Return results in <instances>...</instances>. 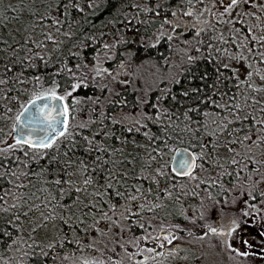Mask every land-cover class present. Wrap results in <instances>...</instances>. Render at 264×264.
I'll return each mask as SVG.
<instances>
[{
	"label": "trees",
	"instance_id": "trees-1",
	"mask_svg": "<svg viewBox=\"0 0 264 264\" xmlns=\"http://www.w3.org/2000/svg\"><path fill=\"white\" fill-rule=\"evenodd\" d=\"M140 1L53 0L51 3L54 11H48L49 0H30L28 3L22 0L20 6L10 5L9 0L6 4L0 2V28H8L10 24L17 34H14L17 36L15 42L5 43L2 48L0 97L3 99H0V112L5 108L11 109L12 105L17 107L15 110L20 111L30 98L53 91L68 97V105L76 108L74 114H77L72 123L70 120L66 132L50 147L37 149L17 143L13 144L20 149V151L16 150L17 155L10 151V155L0 156V171H2L0 194L9 196L11 203L9 205L12 206L3 210L4 212L11 210L9 213L0 211V250L7 239L17 234V231L28 233L26 238L35 237L34 233L48 226L47 222L52 221L48 226L51 227L54 219H57L58 228L54 232L56 234L61 232L66 237L64 245L61 242L57 245V250L60 252L57 259L62 257L64 248L75 247L83 251L85 248L79 245L83 244L79 238L91 239L102 232H108L103 225L110 223L111 215L114 217L126 203L131 209H126L124 214L135 216L134 220L131 218L129 220L131 222L127 227L129 236H133L132 232L139 236L146 231L147 226H150L153 228L152 232H145L149 241L153 242L155 235L159 234L163 238L168 237V234L159 233L158 227L155 228L150 223L151 219L156 220L157 215L160 214L154 208L160 200L157 196L162 195L157 193L158 188L160 189L157 185L164 187L170 180L167 174L175 175L168 157L176 147L182 145L192 149L197 147L176 140L174 133L181 128L184 121L199 120V117L206 116L208 111L214 113L222 111L218 114L223 116L227 113L234 114V110L229 99H223L221 103L219 101V108L205 107L204 93L192 90V87H201V84L206 83V81L202 82L203 79L208 78H211L216 85L219 83L216 82L215 77L208 76L210 72L208 62L196 61L194 58V61H188V67L184 65L182 78L178 83H173L176 79L166 78L163 87L156 88L152 93L148 104L153 105L152 113H158L157 118H160L161 113V121L146 116L140 117L136 120L132 132L127 131L125 121L114 122L113 114L118 107L131 105L132 101H137L134 100L130 80H126L130 73L129 65L137 62L138 59L157 62L156 58L162 60L165 57L163 40L166 36L159 43L153 40L163 34L164 28L168 26V19H172L173 16L174 21L180 26L179 30L190 38L198 37L200 45L207 36L206 32L209 31V28H204L202 16L189 12L186 4L179 5L180 0H147L157 12L164 10L160 13L162 22L155 28L158 35L155 39H147L145 34H150L149 30H152V27L147 24L143 26L147 23L143 20L148 16L147 12L143 11ZM198 1L200 6L208 2V0ZM191 2L192 0L189 1ZM18 9L21 13L42 14L40 18L38 17L36 28L14 21V13ZM173 11L176 13L173 14ZM8 14L11 16L10 22L5 21ZM102 30L104 35L93 40L92 47L83 45L67 56V67L62 68V57L52 59L50 48H53L54 54L59 56L66 40L75 37L79 43L91 44L92 35ZM2 32L0 29V36ZM115 35L117 38L122 37L115 41L118 43L117 47L109 42ZM155 43L158 45L156 47L158 51H155ZM205 47L202 46V54ZM7 83L12 89L3 87ZM134 90L143 93L140 88L135 87ZM214 94L220 95L217 92ZM241 121H237L234 127ZM0 130L3 134L6 133L5 128ZM0 136H3L2 139L0 138L2 143L5 135L0 133ZM130 144L138 148L125 150ZM33 150L41 151L42 154L34 157L35 163L27 165L26 156ZM204 150V146L201 145V151ZM137 156L142 159L138 170L132 167ZM6 157L8 160L2 161ZM27 178L34 183L31 192V195L35 196L34 201L28 194L31 188L25 187L24 180ZM7 182L9 184L12 182L10 186L14 187V191L8 193V187H4ZM85 196L88 197L87 200H84ZM75 201H81V205L79 203L75 209L78 218L73 220L74 231H72L70 225L65 226L66 218L63 216L66 214L65 206L68 203H77ZM95 213L100 216H95L97 215ZM142 216H144L143 222ZM169 220L171 223L175 221L171 217ZM14 223L17 224L16 227ZM142 223L145 225L143 226ZM27 228L30 230H26ZM47 230L50 231V228ZM68 238H75L76 242ZM106 241L112 239L106 238ZM107 246L109 245L97 249L96 252L98 257L103 255L105 261L92 257L86 261L96 264H108V262L118 264L115 253H110ZM42 247L45 245L41 244L37 248ZM55 247L56 245L54 253ZM50 249L48 251L52 252V247ZM156 250L158 248L150 247L143 253L138 247H132L123 263L159 264V257L166 255L165 247ZM49 252L47 256H43L41 254L43 252L35 253L36 257L33 255L30 263L55 264L57 260L54 258V253L51 255ZM144 256L146 259H141ZM201 258L198 257L194 263Z\"/></svg>",
	"mask_w": 264,
	"mask_h": 264
},
{
	"label": "rangeland",
	"instance_id": "rangeland-1",
	"mask_svg": "<svg viewBox=\"0 0 264 264\" xmlns=\"http://www.w3.org/2000/svg\"><path fill=\"white\" fill-rule=\"evenodd\" d=\"M25 1L28 3L30 0H25ZM51 1L53 0H49L48 11L55 10ZM189 1L191 0H180L179 5L186 4V9L189 10V12H194L202 16L204 28L205 29L209 28V31L206 32L207 36L204 38V40L201 42L200 45L198 43V37L190 38L189 35H185L182 31L179 30L180 26L178 25L177 22L174 21L172 16V19H168L169 20L168 23L165 22L167 23L168 26L165 27L163 31L164 34L163 37L166 36L163 40V44L165 46V51H166L165 57H163L162 60L156 58L157 62L148 59L146 60L138 59L137 62L129 65L130 73L127 80H130V83L133 87L132 91H133L134 100L137 99V101L136 103H134L135 101H133L131 105L118 107L113 114L114 122H119V120L126 122L125 124L128 132L129 131L132 132L135 129L136 120L139 119L140 117L146 116L147 118L148 117L155 118L156 120L161 121L162 119L161 113H160V118H157L158 113L157 114L152 113L153 105L148 104L152 93L156 91V88L163 87V82L165 81L166 78L169 80L177 79L175 76L179 74V71L183 69L184 65L188 67V61L189 62H191L192 60L194 61V58L197 61L199 59V56L202 54V46L210 45L209 52L211 54H213L215 50V52L217 54H220L221 58L225 60V64L227 66L236 69L238 71L237 74L240 77L239 79L246 82L247 83L246 85H250L256 88L255 89L256 92L254 94H248V93L241 94V97L244 98L246 101V103L244 101L243 103H241L242 109L245 106L251 108L253 111L259 110L261 108H263L264 111V71L262 72L261 75H258L255 78H251L252 71L258 68L260 70H264V0H236L227 3V5H225L224 8L219 7L220 0H208V2L205 5H201V6L199 5L200 2L198 0H192L191 3H189ZM0 2L6 4L8 0H2ZM9 2L10 5L20 6L22 0H14L12 2L11 0H9ZM140 3L143 5V9H144L143 11L147 12V16H148V18L143 20L147 22L143 24V26L147 24L152 27V30H149L150 34L148 35L145 34V37L151 40L155 39V37L158 35V33L156 34L157 31H155V28L158 27V25L162 22L160 13L164 10L157 12V9H154V6L152 4H149L147 0H141ZM170 6L174 7L172 5ZM207 10L210 11L209 18L203 15ZM172 13L174 14L176 12L173 11ZM14 15H15L14 21L16 23L28 27L33 26V28H36V26L38 25V17L40 18V15L42 14L41 13L32 14L26 12L21 13L19 12L18 9L17 12L14 13ZM5 21L7 22L11 21V16L9 14L7 15ZM200 24L202 28L201 20H200ZM0 29L3 31L0 36V60H1L2 51H3L2 48L6 45L5 43L13 42L17 36L14 35L16 33L11 28L10 24H8V28H0ZM103 35H104L103 30L96 32L94 35H92L90 41L92 42L98 36H103ZM121 38H117V36L115 35L114 37L111 38V41L109 42L117 47L116 44L118 43H116L115 41ZM2 40H4L5 42H2ZM153 41L155 42V40ZM157 41L159 42V39H157ZM83 45H85L86 47H92L93 42L91 44H86L85 42L79 43L74 37V39L72 40H66L65 45H63L60 49L62 53L59 56L54 54L53 48H50L49 50L51 52L52 59L62 57V68H64L68 66L67 56H69V54L72 51L79 49ZM157 46L158 45L155 43L154 45L155 51H158L156 50ZM104 53L106 54L107 52ZM108 53L110 54V52ZM125 76L127 77V72H125ZM3 87L4 88L10 87L12 89L9 83L3 85ZM135 87H137L138 89L140 88L141 89L140 91H142L143 93L140 94L138 91L134 90ZM44 91L46 92L48 90H44ZM0 99H3V97H0ZM16 108H17L16 106L12 105L11 109L5 108L3 112H0V129L1 128L6 129L5 134H3V132H1L0 130V133L2 135H5L2 142L3 144L0 143V156H3L4 154L10 155L9 154L10 151H12L14 155H17L16 150L20 151V149L16 145H13L16 143L11 142L10 140V137L14 129L13 127L15 125L16 116L19 113L18 110H15ZM70 109L72 114L71 115V123H72L73 118L77 114H74L76 108H73L71 106ZM12 113L14 114L11 116ZM229 115L230 114L227 113L223 116H220L218 113L208 111L206 116L202 118L199 117L200 118L199 120L195 119L190 121L189 120L184 121V123L181 124V128L174 133V137L176 140H181L183 142H186V144L196 145L197 147L196 148L193 147V149L199 155L201 160L202 155L204 156V151L203 152L201 151V145L204 146L203 145L204 134H206L207 132L216 133L217 132L216 129L222 128V126H224L223 123L220 125L221 121H223V118L229 119L230 118ZM241 117H242L241 120H243L244 117H248V116L242 114ZM215 118H219V119L221 118V119L220 121L214 123ZM248 121L249 120L241 121L239 123V126H243V124L245 122L247 123ZM205 128L207 132H205ZM235 129L236 128L233 125H230V128L227 129L225 133L235 132ZM198 136L199 139H197ZM2 137L0 136L1 139ZM137 145L139 146V144ZM137 148L138 147H134L133 144H130L129 148L127 147V149L125 150L128 149L134 150ZM40 154H42L41 151L38 152L36 150H33L32 153H29L26 156V160H25L26 164L28 165L35 163L36 160H34V157H37ZM171 158H172V153L168 157L169 163L171 162ZM7 160L8 158L6 157L2 161L6 162ZM141 163H142V159L138 157L137 159L134 160V165H132V167H135L138 170V167H140ZM199 173L201 174V171ZM167 176L170 178L169 183L167 185H165L164 187L157 185V187H160V189L158 188L157 193L162 195L157 196L160 198V200L156 204V206H154L155 211L160 214L157 215L156 220L151 219L150 221V223H152V225L155 228L161 227L163 229H170L172 223L170 222L169 220L170 217L168 215H172L173 213L182 214L184 215V217L187 216L189 217V214H187V212H184L185 204L186 203L188 204L189 202V191L192 192L194 188V186L192 188V186L189 185L192 183L191 181L192 179L198 178L197 175L192 176L190 179L187 178L180 179L177 178L175 175L169 176L168 174ZM24 183H25V187L31 188V191H29L28 193L31 195L34 186L33 181L27 178L26 180H24ZM10 185H12V182L10 184L9 182H7V184L4 185V187H8V193L9 191H14V187H11ZM163 188L165 189V191H163L164 190ZM3 191L5 192V190ZM8 198L9 196L5 194H0V204L2 205L0 207V211L3 213L11 212V210H8L9 212L3 211L4 209L9 208L11 206L9 205L11 203H9ZM87 198L88 197L85 196L84 200H87ZM30 199H33V201L36 200L35 196H32ZM133 201L134 199L131 200V204ZM80 202L74 204L68 203L65 206L66 214H64L63 216L64 218H66L65 226L70 225L72 231H74L72 227L74 225L73 220L78 218V217L76 218L75 209ZM129 208H130L129 204L126 203L122 206L121 211L117 212L115 215H119V217L121 218L122 216L121 214H124L126 212V209L129 210ZM95 214H97L95 215L97 217L100 216L98 213ZM112 217L113 215H111V218ZM51 222L52 221L47 222L48 226L49 223ZM57 222L59 221L57 219H54V224L51 227L44 226L41 230H39L38 233L36 232L34 233L35 237L31 236L30 238H26L28 233H25V231L23 233L21 232V230L17 231L16 232L17 234H14L12 237H9V239H7L6 241V244L1 246L0 262L2 264H32L30 263V258H32V256L35 253L43 252L41 254L43 256L44 255L47 256V252H49L48 249L52 247V252H49L52 255L54 253L55 245L56 247H55L54 258L55 260H57L55 264H79L82 262H87L86 260L90 259L91 257L96 260L97 259L104 261L106 260V258L102 254L101 257H98V254H96V252H98L97 249H101L105 247L106 243L108 244L109 241H106V238H113L111 232H104V233L102 232L97 236H93L91 239L90 237H81L79 238V241L83 242V244H79V245L85 248L83 251L78 250V248L75 247L64 248L65 251L62 252L63 253L62 257L57 259L58 255L60 254V252L57 250V245H59L60 242L64 245V241L66 239L65 235H62L61 232H59L58 234L54 232L58 228ZM16 226L17 224L15 225V227ZM29 226L32 225L29 224ZM30 228H27L26 230H30ZM48 228H50V231L47 230ZM152 230L153 228L149 227L146 229L145 232L150 233L152 232ZM68 239H70L73 242H76L75 238H68ZM140 239L141 238H139L138 236H129V244H122V245L127 251H129L133 246L136 245L135 241ZM197 240L198 241L195 242V244L192 247H189V249L181 248L174 252L170 251L172 253L166 254L162 258L160 256L158 259L159 264H193L194 261L198 258V256H200V252L193 249H198L199 251H201L200 247L202 246V243H204L203 237ZM140 242L141 245H145V242L142 241V239L140 240ZM41 244L45 245V247L37 248ZM39 249L41 251H38ZM142 251H145V248H142ZM219 252H220V256H218V258L216 254L209 255V257L202 256L200 262H204V263H200V262L199 263L226 264L225 261L229 260L232 262L233 260L236 259L233 253L227 254L221 251ZM38 256L41 257L40 255ZM115 256H116L115 260L118 261V264L120 263L122 264L127 255L124 253H115ZM34 257H36V255H34Z\"/></svg>",
	"mask_w": 264,
	"mask_h": 264
},
{
	"label": "flooded vegetation",
	"instance_id": "flooded-vegetation-1",
	"mask_svg": "<svg viewBox=\"0 0 264 264\" xmlns=\"http://www.w3.org/2000/svg\"><path fill=\"white\" fill-rule=\"evenodd\" d=\"M231 1L236 0H220L219 7L224 8ZM203 15L209 18L210 11L207 10ZM163 36L157 37L155 42L159 43ZM209 46H206L198 60L208 62V76L215 77L219 85L208 78L202 81H206V85L192 87V90L204 93L203 104L208 109L219 108V101L221 103L223 99H229L234 114L229 115V119L223 118V129H216V133L206 131L203 139L204 156L200 160L196 153L195 170L185 177L176 175L180 179L198 176L191 180L189 186L194 188L192 192L189 191V202L184 207L189 217L182 214L170 216L175 220L170 229L157 228L159 233L168 234L167 238L159 234L151 242L144 232L138 237L145 245L140 244V239L135 241L133 247L141 250L145 248L143 253L150 247L158 248L156 251L165 247V253L170 254L181 248L189 249L197 239L203 237L201 251L193 249L200 252L198 257L216 254L218 258L221 251L233 253L236 258L232 262L225 261L226 264H264V111L263 108L253 111L245 106L242 109L241 103L246 101L241 94H254L256 88L239 79L238 71L227 66L215 50L211 54ZM182 70L175 76L177 79L173 83L181 80ZM263 71L259 68L252 71L251 78L261 75ZM216 92L220 95L216 96ZM242 114L248 116L242 121H249L243 126L236 125L235 132L225 133L229 125L234 126L242 119ZM218 119H214V123L220 121ZM121 215V218L115 215L110 218V223L103 225L112 233V241L106 243L110 253H128L122 244H129L127 227L131 225L130 218L134 220L135 216L127 213ZM141 221H144V216ZM132 235L137 236L134 232ZM141 259H146V256ZM199 262L194 264L204 263Z\"/></svg>",
	"mask_w": 264,
	"mask_h": 264
},
{
	"label": "water",
	"instance_id": "water-1",
	"mask_svg": "<svg viewBox=\"0 0 264 264\" xmlns=\"http://www.w3.org/2000/svg\"><path fill=\"white\" fill-rule=\"evenodd\" d=\"M68 117L63 96L57 93L37 95L29 99L18 113L10 140L31 147H48L65 132ZM196 163V156L189 147L180 146L174 151L172 167L179 175L192 173Z\"/></svg>",
	"mask_w": 264,
	"mask_h": 264
},
{
	"label": "bare ground",
	"instance_id": "bare-ground-1",
	"mask_svg": "<svg viewBox=\"0 0 264 264\" xmlns=\"http://www.w3.org/2000/svg\"><path fill=\"white\" fill-rule=\"evenodd\" d=\"M175 4V3H174ZM141 20V19H140ZM141 23V22H140ZM127 27V26H126ZM145 28V27H144ZM158 30V29H157ZM124 31V30H123ZM118 33V32H117ZM218 39V38H217ZM121 43V42H120ZM232 43V42H231ZM258 60V59H257ZM248 82V81H247ZM53 92V91H52ZM130 92V91H129ZM141 94V93H140ZM129 96H131V95H129ZM154 96V95H153ZM118 100V99H117ZM121 102V101H120ZM133 102V101H132ZM136 102V101H135ZM113 103V102H112ZM115 107V106H114ZM180 107V106H179ZM176 109V108H175ZM177 109H179V108H177ZM212 115V114H211ZM178 116H179V114H178ZM17 117V116H16ZM205 119V118H204ZM216 119V118H215ZM221 119V118H220ZM219 120V119H218ZM14 121V120H13ZM210 122V121H209ZM196 123V122H195ZM205 123V122H204ZM222 124V123H221ZM264 124V123H263ZM213 125V124H212ZM204 126V125H203ZM263 126V125H262ZM202 127V126H201ZM14 128V127H13ZM214 128V127H213ZM216 128V127H215ZM222 129H223V127H222ZM192 130V129H191ZM203 130V129H202ZM205 130H206V128H205ZM213 130V129H212ZM191 132V131H190ZM213 132V131H212ZM214 133V132H213ZM202 135V134H201ZM252 136V135H251ZM191 137V136H190ZM112 141V140H111ZM257 142V141H256ZM253 144V143H252ZM108 145V144H107ZM97 148H99V147H97ZM106 148H107V146H106ZM114 148V147H113ZM100 149V148H99ZM88 150V149H87ZM96 150V149H95ZM109 156V155H108ZM99 157V156H98ZM248 179V178H247ZM180 244V243H179ZM182 245V244H181Z\"/></svg>",
	"mask_w": 264,
	"mask_h": 264
}]
</instances>
